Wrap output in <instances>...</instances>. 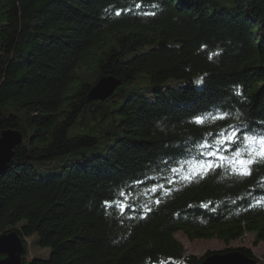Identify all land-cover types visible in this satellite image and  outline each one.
Listing matches in <instances>:
<instances>
[{
  "label": "trees",
  "instance_id": "16d2710c",
  "mask_svg": "<svg viewBox=\"0 0 264 264\" xmlns=\"http://www.w3.org/2000/svg\"><path fill=\"white\" fill-rule=\"evenodd\" d=\"M103 77L121 83L89 100ZM221 107L233 118L191 122ZM236 123L264 128L262 0H0V134L23 136L0 236H19L22 264H200L179 232L264 241V162L193 174L194 145Z\"/></svg>",
  "mask_w": 264,
  "mask_h": 264
},
{
  "label": "snow or ice",
  "instance_id": "6c2138e0",
  "mask_svg": "<svg viewBox=\"0 0 264 264\" xmlns=\"http://www.w3.org/2000/svg\"><path fill=\"white\" fill-rule=\"evenodd\" d=\"M119 14L117 12V15ZM144 14L150 15L154 13ZM196 83H200V81L198 80ZM236 93L237 95L240 94L239 89L236 90ZM241 115L242 113L236 110L234 118L239 120ZM231 118H233V113L221 107L195 114L191 122L203 126L210 120ZM194 148L197 150V154L191 157V161H195L194 175L203 176L209 171L221 168L228 175L241 178L247 177L252 174L253 165L264 162V128H250L247 123L228 125L216 133L212 141H209L206 136L201 143L195 144ZM208 157L212 159H208ZM165 163L167 164L168 161H165ZM175 163L180 166L181 178L191 179L190 175L184 176L182 174L184 167L189 165L190 161L184 159L175 161ZM170 171L175 175L178 172V168L171 167ZM124 207H128V205H124ZM146 210L150 209L146 207ZM121 212L123 214V208Z\"/></svg>",
  "mask_w": 264,
  "mask_h": 264
},
{
  "label": "water",
  "instance_id": "95a60500",
  "mask_svg": "<svg viewBox=\"0 0 264 264\" xmlns=\"http://www.w3.org/2000/svg\"><path fill=\"white\" fill-rule=\"evenodd\" d=\"M264 3V0H262ZM120 81L113 77H103L91 87L87 98L89 100H104L110 97L120 85ZM23 136L16 130H5L0 134V173L5 171L13 156L14 148L21 144ZM24 252L22 241L14 232H6L0 236V264H22ZM261 259V258H260ZM200 264H259L258 260L252 259L240 252L218 251L204 257Z\"/></svg>",
  "mask_w": 264,
  "mask_h": 264
},
{
  "label": "rangeland",
  "instance_id": "374dc122",
  "mask_svg": "<svg viewBox=\"0 0 264 264\" xmlns=\"http://www.w3.org/2000/svg\"><path fill=\"white\" fill-rule=\"evenodd\" d=\"M200 76H198L199 81H200ZM140 80L138 79L139 84H143V85L147 84L146 80H144L142 82ZM106 123H107V119H105L103 121V124H100V125L105 126ZM87 127L93 128L94 130L99 132L97 127L94 125H89ZM73 133H74V129L71 128L68 131V135L72 136ZM67 157L68 156L66 155V156H64V158H58V160L66 159ZM175 236L184 246V248L186 250V255H193V256H196L198 258L206 257V256H208L212 253H216L218 251H225V252L231 253L233 251H236V249H239V248H244V249L249 250L252 253V255L256 258V260H259L260 258H262L264 256V241L255 245L253 243V234H250V233L245 234L241 239H239L237 241H233L230 244H223L222 242H220L216 239H214V240L199 239V240L190 241V240H188V238L184 234H182L180 232L177 233ZM33 249H34V247H31L29 249V256H32V253L35 252Z\"/></svg>",
  "mask_w": 264,
  "mask_h": 264
}]
</instances>
